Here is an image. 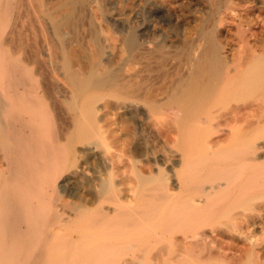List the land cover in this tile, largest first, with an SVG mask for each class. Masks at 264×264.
<instances>
[{
    "label": "bare ground",
    "instance_id": "1",
    "mask_svg": "<svg viewBox=\"0 0 264 264\" xmlns=\"http://www.w3.org/2000/svg\"><path fill=\"white\" fill-rule=\"evenodd\" d=\"M261 89L264 0H0V148L10 161L8 176L29 188L26 179L43 169L38 128L53 113L62 131L82 136L77 159L86 160L77 164L74 156L66 172L71 189L83 182L93 185L106 216L132 211L141 222L150 220L160 231L144 241L166 244V264H264V245L249 238L248 255L238 257V249L222 241L229 239V219L240 220L241 213L229 207L231 197L247 190L242 172L231 182L229 173L259 160L256 155L264 150V138L259 144L244 142L249 107L241 103L229 108V103ZM254 105L258 109L256 101ZM96 134L102 144L141 150L151 178L142 175L124 192L109 174L105 179L103 170H119L122 162L99 152L101 143L90 140ZM155 170L160 184L154 183ZM37 178L40 189L33 186L42 197L49 196V175L37 173ZM5 186H0V264H20L24 198L12 197ZM254 199L247 197V202ZM136 204L139 209H131ZM134 217L123 226L133 227ZM71 220L69 214L63 226ZM245 220L257 228L254 216ZM9 241L18 246L10 250ZM31 257L36 261L42 253L34 250Z\"/></svg>",
    "mask_w": 264,
    "mask_h": 264
},
{
    "label": "rangeland",
    "instance_id": "2",
    "mask_svg": "<svg viewBox=\"0 0 264 264\" xmlns=\"http://www.w3.org/2000/svg\"><path fill=\"white\" fill-rule=\"evenodd\" d=\"M254 97H256V98H254ZM263 97H264V89H261V90L254 91L251 95H246L244 98H242L241 100H238L235 103L234 102L229 103V108L235 107L237 104L241 105V103H242V105L246 104L245 106H247V108L248 107L251 108V109L248 108L250 116H248V118H247L248 121H246V123L247 122L248 123L247 124L245 123V129H246L247 133H245V136H244V142L249 144V145L253 144V143L259 144L263 141V138H264V123H262V122H264V98ZM261 100H263V101L261 102ZM255 101H256L257 106H258V103H260V102H261L260 105L262 104V106H261L262 109L260 107L259 112H258V109H259L260 105L258 106V109H257L256 105H254ZM251 103L254 106H252ZM233 104H235V105H233ZM49 114H50V111H49ZM51 115L53 116V118L49 117ZM44 118L45 119L47 118L46 120H48V122H45V119H44V121L40 122L41 126H39V128H38V137L42 143L43 150H45L44 167L42 170H39V172H38V170H35V173H36L35 177L36 178L33 176V177H28L26 179V180H28V182H30L29 188H28V184L27 185L24 183L18 184V182H22V181L16 180V179L8 176V174H9L8 165H9L10 161L6 158V156L3 153V150L0 148V174H1L0 186L7 185L5 187L10 188V191L13 194L12 197L17 196L21 200L24 198L21 201V205L23 206V213L25 211L27 212L29 210L28 213L25 212L26 215L24 214V219H23V224H22V229L24 228L23 229L24 233L22 235L23 243L20 242V244L22 247H24L26 249V251L24 248H23L24 250L22 249V252L24 251L23 252L24 255L22 253V257H21L22 261H20L21 262L20 264H31V263L32 264H35V263L36 264H166L165 263V256H163L164 251H166V249H167L166 244L162 241H159L158 242L159 244L158 243L148 244V242H146L147 239H149V237L154 235V231H155V234H156V232L158 233L160 231V228H158V230H155L156 225H153L150 222V220H147V221L143 220L141 222V220L134 217L136 215V212H135V214H132V211H129V213H127L129 215L126 214V215H121V216H118V215L106 216L105 211L102 212V210H104L103 208L105 207V205L103 206L101 203H96V200H95L94 195H93V191H94L93 185H90L88 183H87V185H85L86 182H83L80 184L81 186L78 185L79 188L76 186L75 189H71V187H73V186L68 184V182L66 180V179H68V174H67L68 171L67 170L69 168H71V166L73 165L72 163L74 161V156L76 155L75 158L77 159V157H79L78 154L81 155V152H79V151H82V149L80 150L81 147L79 146L78 143L80 141H82L81 140L82 136L79 133H74L73 135H71V133H68L66 131H62V128H60L59 122L57 121V119L53 113H51L50 115H48ZM54 118H55V120H54ZM53 121H54V123H53ZM254 121H255V123H254ZM44 122L46 123V125H44L45 124ZM250 122H251V125L253 124L252 126L250 125ZM48 123L50 125V129H49V127H47V129L45 128L46 126H49V125H47ZM51 123H52V125H51ZM42 124H43V126H42ZM246 126L247 127L251 126V127L247 128ZM254 126H255V128H254ZM59 129H60V131H59ZM39 130H40V132H39ZM52 131H53V133H52ZM42 132L44 134H42ZM49 132H51V133H49ZM248 132H251V133H248ZM49 134H51V135H49ZM58 134H59V136H58ZM61 134H63L64 139H62L63 137L61 136ZM247 134H248V137H247ZM97 136H99V135L96 134V135L91 136L90 140L91 141H99L101 143V146L99 148V152H104V151L106 152L107 151L106 153H108L111 156H114L116 159L119 158V160L122 162L120 167H119L120 171L118 169L114 170L112 172L111 171L110 172L104 171V170H103V172L101 171L103 177L105 175V177L107 178V177H109L108 174L110 175V177H109L110 180L112 181V183H114V181H115L114 184H116L115 186H117L118 189L120 188L122 190V192H124V191H127V189L130 190L131 188H134L138 184L139 179L142 175L146 176L147 178H151L150 172H148V171H150L149 167H147L143 161L144 158L141 155L142 154L141 150H139V151H137V149L134 150L135 149L134 147H130V148H126V149H124L122 147H114L115 145L112 143H105V144L103 143L102 144L101 137L100 136L97 137ZM43 137H44V139H43ZM60 137H62V138H60ZM124 137H125V139L127 138L126 136H123L122 137L123 140H124ZM51 138L53 139V141ZM75 138H77V139H75ZM49 139H51V140H49ZM79 139H80V141H79ZM54 148H55V150H54ZM70 149L72 150V152H70L71 151ZM121 150L123 152H120ZM126 150H128V151H126ZM64 156L66 157V160H65ZM224 156H225V154H224ZM248 156L249 157H251V156L255 157L254 153H251ZM219 157H222V156H219ZM256 157H258L260 159L256 160V161H247L246 165L244 164V166H242V168H241L242 170L236 172V174L232 173V172L229 173V182L233 181L236 178V176H239L241 174L245 175L244 186L247 188V190L245 192L247 194L244 193L245 196H244V194L242 196H235L236 197L235 199H234V197H231L229 207L231 209H233L234 212L241 213L240 217H239L240 220L231 221V219H229V222H230L229 223V225H230L229 226L230 227L229 228V239L230 238L231 239H230V241L228 238L222 239V241L228 240L229 245H231L234 248V250L236 249V251H237V249H238V251H237V254L239 253L238 257L240 255H242V256L248 255L247 246H249V243H250L249 238H251L252 242H254L258 245L259 244L264 245V150L259 151L257 153ZM124 158H125V160H124ZM70 159H71V161H70ZM85 160H86L85 156H83L82 158L80 157L79 159H77V161H78L77 164H80V163L83 164V163H85ZM64 162H66V163H64ZM69 162H71V163H69ZM153 164H154L155 168H161L160 162H153ZM51 165H52V167H51ZM56 165H57V167H56ZM68 165H69V167H67ZM121 166L122 167L124 166V168H122ZM45 167H47V168H45ZM54 167H56L55 168L56 170L54 169ZM45 171H47V172H45ZM240 172H242V173L240 174ZM37 173H39V174L40 173H42V174L47 173L49 175V179L52 180L51 183L53 182L51 184L49 196L48 195L43 196L45 200H42L43 197L40 195V193L38 192V190L36 188L39 186L38 188L40 189L39 178H37ZM156 173H157V170H155V172L153 174V175H155L154 176V178H155L154 183L160 184L161 183V177L156 176ZM161 174H162V172H161ZM227 174H224L223 179L228 178ZM57 177H58V179H57ZM26 180H24V182H27ZM61 180H62V182H61ZM117 181L118 182L120 181V182L118 183ZM66 183H67V185H65ZM35 184L38 186H33ZM19 186H20V188H19ZM85 186H87V187H85ZM29 189H32V190H29ZM74 190L75 191L77 190V191L75 192ZM13 191H15V192L17 191V193H15ZM28 191L30 192V194L28 193ZM32 191H34V192L37 191V192L34 193ZM83 193L87 194L86 197H85V194H83ZM81 194L84 196H81ZM120 195H123V193L119 194V196ZM251 196L255 197L257 199V201H256V199H254L250 203L247 202V197H251ZM37 197H39V198H37ZM85 198H86V200H85ZM90 198L91 199L94 198L93 201H91ZM41 200L43 202H41ZM80 200L86 201L87 204L85 202H81ZM30 201L32 203H30ZM89 201H90V203H89ZM84 203H85V205H84ZM253 203L255 206L253 205ZM81 204H82V206H81ZM25 205L26 206L28 205V206L26 207ZM74 205H75V207H74ZM34 206H35V208H34ZM25 207L27 209H25ZM70 207L71 208L74 207L73 210ZM76 207H77V209H76ZM139 207H140V205L136 204L131 209L138 210ZM64 208H67V209H64ZM39 209H40V212H39ZM69 209H71V211ZM98 209L99 210L101 209V210L99 211ZM82 210L84 211V215L83 214L81 215ZM85 210L86 211L91 210L92 212L89 213V212H86ZM97 210H98V212H97ZM93 211L96 213H94ZM253 211H255V212H253ZM41 212H42V214H41ZM68 213L70 214L72 220L68 224H65V225H67V227L66 226L64 227L63 226L64 223H62V220H65L68 218V215H69ZM133 213H134V211H133ZM30 214H32V215H30ZM37 214L41 215V217L44 216L43 219L42 218L40 219L39 218L40 216L37 217L38 216ZM85 215L87 216V218ZM90 215H92V216H90ZM104 215H105V218H103ZM249 215H252L255 217V222H257V228L256 229H253L250 224H247V220H245V217L249 216ZM25 216L27 217L26 219H25ZM30 216H32L33 220H31ZM78 216H80V217H78ZM101 216H102V218H101ZM48 217H49V219H48ZM51 217L54 219H51ZM83 217H85V218H83ZM118 217H120V218H118ZM131 217L135 218V219H132V220H135V221H133L134 222L133 227H131V228L124 227L123 221L125 222ZM136 217H139L138 214L136 215ZM96 218L98 220H100L99 222L97 221L98 223L94 222V220L95 221L97 220ZM242 218H244V219H242ZM83 219H84V221H83ZM90 220H93V221H90ZM112 221H113V223H112ZM48 222H49V224H48ZM85 222L86 223L89 222L88 225ZM118 222H120V223H118ZM143 223H145V224H143ZM147 223H149V224H147ZM84 224L87 227H85ZM93 224H95V225H93ZM108 224H110V225H108ZM141 224L143 225V227ZM146 224H147V227H146ZM42 225H43L44 229L41 227ZM51 225L53 227H51ZM60 225H62V227ZM54 226L55 227L57 226L56 228L58 229V231H57V229L56 230L53 229V228H55ZM120 226H123V227H120ZM27 227H28V229H27ZM47 227H50L48 229V231H47ZM141 227H142L143 231L147 230V232L142 233ZM145 227H146V229H145ZM87 228H88V230H87ZM133 228L135 229V231ZM124 229H126V230H124ZM136 229L138 231H140V232H138L139 234L136 232L137 231ZM44 231H46V232H44ZM148 231H150L149 234H148ZM60 232H62V235H60L61 234ZM55 233H56L57 237H55L56 236ZM67 233L69 236L67 235ZM118 233H120V234L118 235ZM65 234L67 235V238L65 237ZM70 234H72L73 236H71ZM3 235H4V233H3ZM29 235L31 238H29ZM43 235H44V237H43ZM51 235L53 236V238L54 237L55 238L53 239ZM106 235H108V237ZM109 235H111V237ZM46 237L47 238L49 237V238L47 239ZM73 237H75V238H73ZM101 237H103V238L98 240V238H101ZM123 237H126V238H123ZM70 238H71V240H69ZM40 239L42 241H40ZM88 240H89V242H88ZM105 240H107V241H105ZM144 240H146V241H144ZM117 241H119V242H117ZM121 241H122V243H120ZM25 242H26V245H25ZM41 242H42V244H41ZM104 242L106 244H104ZM107 242H109V245ZM242 242H244V243H242ZM16 244H17V242L9 241L6 246H8V248L11 250L12 246H13V248L18 246V245L16 246ZM116 244L119 246H117ZM124 245H126V246H124ZM33 249L35 250V253L36 252L42 253V257H40L39 259H36V261H35L34 257H31L34 253ZM65 252H66V254H65ZM67 252H69V254ZM70 253H72L73 259L70 258L71 257ZM63 254L65 256L67 255L69 257L65 258V256ZM165 254H166V252H165ZM230 254H233V253H230ZM159 255L161 258L159 257ZM59 256L62 257L61 260H59L60 259ZM30 258H32L33 260ZM66 259H69V261L68 260L66 261ZM247 261L245 260L243 264H249Z\"/></svg>",
    "mask_w": 264,
    "mask_h": 264
}]
</instances>
